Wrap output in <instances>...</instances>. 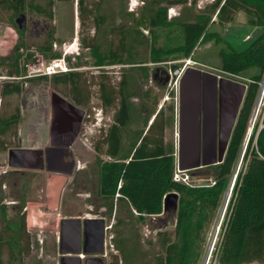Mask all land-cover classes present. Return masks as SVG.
Returning a JSON list of instances; mask_svg holds the SVG:
<instances>
[{
	"label": "trees",
	"instance_id": "obj_1",
	"mask_svg": "<svg viewBox=\"0 0 264 264\" xmlns=\"http://www.w3.org/2000/svg\"><path fill=\"white\" fill-rule=\"evenodd\" d=\"M33 8L46 18V26L41 40L36 43V51L44 57H57L61 53L53 49L57 40L53 24V5L56 0H43V4L33 3ZM62 1V0H60ZM78 0V15L81 21L99 9L101 0ZM161 0H156L155 3ZM168 4H184L189 0H165ZM194 3L196 0H192ZM167 6L154 7L144 23L149 28L150 61H171L169 66L176 68L179 64L172 62L179 57L191 55L194 46L202 39L213 38L221 43L218 49V66L235 75L246 79V89L242 105L236 119L230 143L224 160L216 168V178L213 184H186L173 179L174 156L167 146L164 128L171 114H165L158 109L151 122L148 120L154 114L147 113L145 129L137 131L127 146L123 144V129L131 118L134 94L129 88L126 76L112 81L110 74L104 69L97 73H89L87 68H81L80 62L70 63V55L65 56L70 68L53 73L52 84L61 85L67 95L81 107L89 109L90 99L94 93L99 98L102 110L113 107L114 122L104 128L100 136L93 142L94 149L107 152L110 160H99L98 194L101 205L107 208L108 215L113 211L116 201L119 205L133 207L138 217L143 214L156 213L161 210L163 195L170 190L179 193L178 210L175 225L176 238L165 241L164 255L159 257L160 264H199L203 252L205 231L213 212L220 204L221 194L232 174L233 166L240 154L242 142L245 139L247 123L254 99L258 90V81L264 74V30L254 37L243 49L235 48L218 32L212 30V23L224 27L226 22L234 21L235 15L242 10L246 22L264 28V0H211L206 9L196 12L191 20L179 17L168 18ZM215 13L217 20H212ZM95 27L100 28L103 22L101 14H93ZM123 25L111 28L112 37L107 49L101 50L94 32L90 37H81L82 46L90 49L94 56L95 66L106 63L135 62L127 48V34ZM96 31V30H95ZM159 38H162L160 40ZM112 39H115L114 41ZM20 45H15V49ZM19 56V52L17 53ZM17 58L15 57V65ZM143 62V61H142ZM4 58H0V66ZM71 64V65H70ZM7 70L8 75H19L17 65ZM143 70V76L148 77L146 65L138 64ZM48 75L32 76L26 79L42 81ZM96 84V90L92 85ZM21 91L19 82L0 83V104L7 94H18ZM153 110V109H152ZM20 116L19 106L13 111H0V150L5 149L12 141L6 140V133L11 136L17 133V123ZM258 151L264 155V128L257 136ZM108 145L107 149H105ZM252 147V136L244 152L246 167L240 170L235 179L232 194L227 203L226 212L220 223V236L213 250L215 264H246L259 261L264 264V157ZM248 158V159H247ZM4 181H0V186ZM25 200L22 201V205ZM7 206L0 203V264H31L23 260L30 251L32 238L25 226V214L15 208L14 216H8ZM17 214V215H16ZM3 254H6L3 260ZM34 264H39L38 261ZM109 264H119L118 257L113 254Z\"/></svg>",
	"mask_w": 264,
	"mask_h": 264
},
{
	"label": "rangeland",
	"instance_id": "obj_2",
	"mask_svg": "<svg viewBox=\"0 0 264 264\" xmlns=\"http://www.w3.org/2000/svg\"><path fill=\"white\" fill-rule=\"evenodd\" d=\"M155 1L101 0L99 9H94L93 12V14H101L103 17L100 28L95 27L96 20L93 14L81 21L78 15V0H56L53 5L54 18L52 21L55 25V36L58 38L54 41L56 42V47H53L52 44L54 50L62 54L63 49L66 48L65 56L70 55V63L80 62L82 67L87 68L89 73H97L101 69L107 70L114 82L118 80L120 74L126 76L129 88L134 94L130 97L133 106L131 118L123 129L124 147L135 137L137 131L146 128L145 120L148 112L153 111L155 113L158 109H163L165 114L169 113L167 105L171 104L172 92L170 91L175 79L173 78L171 82L164 83L165 75L167 70H169L171 75H177L174 74V68H169L171 61H150L151 40L149 38V28L144 23L141 25L140 21L143 18H147L151 10L157 5L167 6L166 14L168 18L179 17L180 19L191 20L196 12L204 11L206 4L211 0H196L195 3L189 0L188 3L184 4H168L165 0H161V3H155ZM29 2L30 0H0V58H4V63L0 66V83L18 80L21 84V91L18 94H7L2 97L0 111L9 113L16 106L21 108V105L25 103L24 116L28 112L32 114L36 111L39 108V104H44L45 97L50 96L53 91L66 96L70 100L63 86L54 87L52 84L50 77L53 73L48 75V79L42 81L6 76L8 75L7 70L15 65V57L17 58L16 65L20 69L19 74L23 75L24 62L32 58L36 53V43L41 40L47 25L46 18L40 12H37ZM34 2L38 4L44 3L43 0H35ZM21 14H24L26 24L22 28H18L16 19ZM211 19L217 20L215 13L212 14ZM245 20V13L239 10L235 15L234 21L226 22L224 27L212 23L211 28L212 30H218L235 48L243 49L264 30L262 26L250 25ZM118 25H123V28L126 29L128 52L134 58L135 64H104L101 66L102 68L95 66L93 63L94 56H92L89 48L82 46L81 37L88 38L96 32L95 36L100 49L104 51L108 47L109 40L115 37L111 33V28ZM159 39L162 40V38ZM112 40L114 41L115 39ZM220 44L216 43L213 38H201L191 52V64L193 59L203 63L219 64L217 53ZM15 45H20L18 50L17 48L15 49ZM183 58L185 57H179L172 62L179 64L178 68L181 64H184ZM137 63L146 65L147 78L143 76L144 70ZM153 69H158L156 78L151 77ZM235 79L241 83H246L244 78L235 77ZM92 88L95 89L96 84L92 85ZM90 103L91 106L85 112L86 115L82 122L80 136L75 141V146L72 149L76 158H79L77 161L78 168L75 171L77 172L75 175L77 178L74 180L72 175L68 176V182L62 191L63 201L70 208L87 212V216L103 215L105 217L107 261H110L113 254H115L118 257L119 264H160L159 257L163 259L165 241H172L176 238V219L175 222L169 220L166 223L159 219L162 215V203L159 212L144 213L143 217H138V212L133 207L119 205L118 201L115 202L110 215L107 212L104 213V207L101 206L102 199L98 194L99 163L97 158L102 161L110 160V158L103 152H96L93 142L111 121V111L102 110L95 93L91 96ZM6 134V140L14 142L18 132L15 137L9 133ZM240 152L235 165L236 169L237 167L239 169L244 167V161L241 158L243 146H241ZM2 153L1 151L0 181L7 183V187L0 186V200L2 199L3 201H1L7 206L8 216H14L16 212H12L9 209L11 201L15 200L19 208V203L21 202V197L19 198V196L25 189L23 197L27 201L25 200L24 204L20 205V212L23 211L25 214V226L31 234L32 246H29L31 255L29 257L25 256L23 260H28L31 264L36 261L40 264H50L55 260L54 257H57L50 245L54 239V231L59 225L61 209L57 212L43 208L40 195L42 182L39 174L41 172L26 171L25 174H20L19 172L3 174L2 169L6 168V162L4 153ZM178 173L185 176L181 171H178ZM231 179L232 176H230L221 194L220 204L213 212L205 231L203 252L199 264H215L212 251L215 249V244L219 239L220 223L225 215L228 199L232 194L233 187L230 188L231 185L229 186ZM190 182L195 183L191 179ZM74 186L78 187L77 190ZM228 188L230 189V194L227 196L226 191ZM79 190H82L80 194H74V192ZM1 224L2 222H0ZM41 239L44 240L42 247H40L42 245ZM2 256L4 260L6 254Z\"/></svg>",
	"mask_w": 264,
	"mask_h": 264
},
{
	"label": "flooded vegetation",
	"instance_id": "obj_3",
	"mask_svg": "<svg viewBox=\"0 0 264 264\" xmlns=\"http://www.w3.org/2000/svg\"><path fill=\"white\" fill-rule=\"evenodd\" d=\"M158 3H161V1ZM106 64L114 65L115 63ZM121 64L133 65L135 64V62ZM138 64L139 63H137V65ZM67 67L70 68L68 64ZM169 68L171 69L172 67L169 66ZM179 68L180 69L177 75H171L169 70H167V74L165 75L164 83L171 82L173 78L175 80L173 82V86H171L172 89L170 91L172 92L171 104L167 105L172 118L169 119V122H167L165 125L163 137L165 139V142L167 143V146L171 149V154L174 156V167L177 166L181 173L187 174L189 178L196 183H202L203 185L211 183L213 184L215 182L214 179L216 178V168L225 158L230 143V137L242 105L241 100V103L237 107V85L235 84V82L239 81L235 79L232 73L221 69L217 63H203L201 61L193 59L192 64L191 62L188 64H181ZM157 70L158 69L152 70V78H156ZM120 79H122V74H120L118 80ZM14 82H18V80ZM53 96L55 98L54 122H57L56 124L59 123V126L63 131L67 130L65 126L67 125V123L69 122V118L71 117V115L68 114H73L75 112L69 110V108L66 107L62 100L57 96ZM70 101L75 105H79L76 104V102L72 100V98H70ZM84 110L86 112L88 109L84 108ZM108 110L111 111V121L108 123L105 129H107V127H109L114 122V108L107 107L105 111L107 112ZM154 115L155 113L150 117V122L153 119ZM231 122L232 125L229 129ZM58 129L56 127L54 133H57ZM228 130V139L225 143L224 138ZM79 136L80 132H78V134L76 135L71 136V138L69 136V139H72V141H76ZM65 137L66 136H63L62 139ZM107 147L108 145H106L105 149H107ZM104 154L110 159L112 158L106 151L104 152ZM64 155L70 156L69 159H64ZM78 160L79 159L76 160V158L74 157L72 149H70V145H62L58 146V149H51L45 156L41 154L40 151L37 152L33 156L32 163L41 166V168L46 171L54 170L65 173L67 176L72 175L73 179L75 180L77 178V176H75L77 174V172H75L77 171V169H75V166ZM10 172H19L20 174H25V170L20 171V169H9L5 170L2 173L4 174ZM39 175L42 182V190L40 195L42 197L43 208L47 210L45 176L42 173ZM66 184L64 185V187L66 186ZM2 186L7 187V183L3 182L1 184V187ZM74 187L77 190L78 187ZM23 191L19 196V198L21 197L19 208L15 200L11 201L9 209L12 212L13 210H15V208L20 210V205L22 206V201L24 200ZM62 191L60 192V201L58 208V210L61 209L58 221L59 225L54 231V239L52 244L50 245L54 253L57 254V257H54L55 260H53L50 264H109L110 261H107L106 257L108 253L105 247V235L107 228L106 223L101 245V252L92 253L84 251L85 247H97V243L93 242L91 244H87V238L84 233L82 223L80 226V239L78 244V246H80V251H61V246H71L74 248L77 247L74 243H63L60 246V220L62 218H78L81 220V222H83L84 218L103 217L105 219L103 215L87 216V212H84L80 209H73L68 207L66 202L64 203L63 201ZM81 191L82 190L76 191L74 192V194L78 195L81 193ZM1 200L0 203H2L3 201ZM58 210L55 211L58 212ZM106 212L107 208L104 207V213ZM0 222H2L3 224V221L1 219ZM41 240L42 245H40V247L43 246L44 242L43 239ZM30 255L31 252L25 254V256L27 257H29ZM72 256H75L78 259L65 258ZM90 256L97 257L96 259H91L89 258ZM32 264H34V262Z\"/></svg>",
	"mask_w": 264,
	"mask_h": 264
},
{
	"label": "crops",
	"instance_id": "obj_4",
	"mask_svg": "<svg viewBox=\"0 0 264 264\" xmlns=\"http://www.w3.org/2000/svg\"><path fill=\"white\" fill-rule=\"evenodd\" d=\"M52 94L58 95L74 106L70 107L69 110H72V112L75 113H67L68 115H71L69 122L65 126L67 130L63 131L59 126V123L56 124L57 122H54L55 98ZM24 104H22V107L20 108L21 112L17 123L18 134L16 136V140L9 143L5 149L0 150V152L2 151L4 153V160L6 162V168H3L2 171L4 172L8 169H20V171L25 170V172H41L45 176L47 171L41 168V166L32 163L33 156L39 151L45 156L51 149H58V146L62 145H70V149H73L75 141L69 139V136L71 138V136L80 132L82 122L85 119V110L79 105H75L66 96H63L55 91L51 92L50 96L45 97L44 104H39V108L37 107L38 109H36V111L32 114H29L30 112H28L26 116H24ZM56 127L59 129L57 133H54ZM63 136L66 137L62 139ZM72 152L76 158L74 150H72ZM63 157L68 160L70 156L64 155ZM77 159L79 158H76V160ZM77 168L78 166L76 164L75 169Z\"/></svg>",
	"mask_w": 264,
	"mask_h": 264
},
{
	"label": "water",
	"instance_id": "obj_5",
	"mask_svg": "<svg viewBox=\"0 0 264 264\" xmlns=\"http://www.w3.org/2000/svg\"><path fill=\"white\" fill-rule=\"evenodd\" d=\"M18 28H22L25 24V16L21 14L17 19ZM237 85V107L241 103L243 98L246 84L241 82H235ZM57 96L59 99L62 100L66 107H74L68 101L62 99L61 97ZM150 123V120H149ZM232 125V122L229 126V129ZM229 130L226 133L224 138V142L226 143L228 139ZM221 159V156H220ZM214 161V160H213ZM68 180V176L62 172H54V171H47L45 174V183H46V209L47 210H58L59 208V201H60V192L62 191L64 185ZM230 189L226 191L229 193ZM178 200H179V193L176 190L167 191L162 198V215L159 217L164 223L171 220L175 222L178 210ZM81 223L83 224L84 233L86 235V242L87 244L97 243V247L94 248H84L85 252H94L98 253L102 251V240L105 228V219L103 217L97 218H84L83 222H81L78 218H62L60 220V246L63 243L69 244H76V248L74 247H62L61 251H73L78 252L80 251L79 244V237H80V226ZM97 256H90L91 259H96ZM65 258H73L78 259L75 256L72 257H65Z\"/></svg>",
	"mask_w": 264,
	"mask_h": 264
},
{
	"label": "built area",
	"instance_id": "obj_6",
	"mask_svg": "<svg viewBox=\"0 0 264 264\" xmlns=\"http://www.w3.org/2000/svg\"><path fill=\"white\" fill-rule=\"evenodd\" d=\"M53 47H56V42L53 43ZM66 52H67V50H66V48H64L63 53L60 56L52 57V58H46L41 53L36 51V53L34 54V56L32 58L25 60L24 65H23V71H24L23 75L19 74L16 76H13V75H6V76L10 77V78L21 79V78H28V77L39 76V75H51L52 73L67 70L68 67H67V64L65 61V53ZM182 61L184 64H188L191 62V57L190 56L185 57L182 59ZM179 69H180L179 67L174 68V74H178ZM233 75L235 77L243 78L240 75H235V74H233ZM244 84H246V83H244ZM263 128H264V74H263L262 78H260V80L258 81V90H257L256 97L254 99L252 109H251V112L249 115L247 128H246V134H245V138H247V139H244V141L242 142V145H241V146H243V152L241 154V158H243V161H244V152L247 148V143L250 140L251 136H252V147H255V149L258 151L256 140H257V136H258L260 130H262ZM245 140H246V142H245ZM258 154L260 156L264 157V155L259 151H258ZM236 163H237V160L235 162V165H236ZM235 165L233 167V171L231 174L232 179H231L230 184H229V186L231 185L230 188L233 187L238 172L242 169L243 170L245 169L246 162H244V167L240 168V169H239V167H237V169H236ZM178 171H180L178 169V167L177 166L174 167V171H173V179L174 180L181 181V182H184L186 184L203 185L202 183H196V182L191 183L190 178L187 174H185V176H183V175H180L178 173ZM229 194H230V192L228 193V195ZM226 198H227V196H226ZM228 201H229V199H228ZM226 207H227V205H226ZM210 248H212V246H210ZM212 253H213V251H212ZM248 264H261V263L254 260V261L249 262Z\"/></svg>",
	"mask_w": 264,
	"mask_h": 264
},
{
	"label": "bare ground",
	"instance_id": "obj_7",
	"mask_svg": "<svg viewBox=\"0 0 264 264\" xmlns=\"http://www.w3.org/2000/svg\"><path fill=\"white\" fill-rule=\"evenodd\" d=\"M227 196H228V193H227Z\"/></svg>",
	"mask_w": 264,
	"mask_h": 264
}]
</instances>
